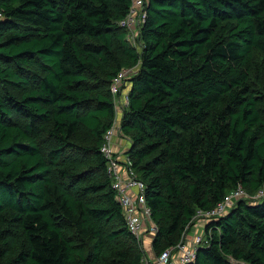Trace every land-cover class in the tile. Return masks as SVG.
I'll return each mask as SVG.
<instances>
[{"label":"trees","instance_id":"16d2710c","mask_svg":"<svg viewBox=\"0 0 264 264\" xmlns=\"http://www.w3.org/2000/svg\"><path fill=\"white\" fill-rule=\"evenodd\" d=\"M144 3L134 47L118 26L131 0H0V264H144L100 153L122 69L115 144L145 185L156 256L198 212L264 188V0ZM204 222L187 264H264V196Z\"/></svg>","mask_w":264,"mask_h":264},{"label":"built area","instance_id":"2783aa9c","mask_svg":"<svg viewBox=\"0 0 264 264\" xmlns=\"http://www.w3.org/2000/svg\"><path fill=\"white\" fill-rule=\"evenodd\" d=\"M146 16L144 0H131L126 16L118 22V26L126 31L125 40L132 46L137 47V35ZM2 15L0 13V19ZM135 68L120 70L112 80L110 92L113 96L114 119L111 127L103 137L100 153L105 159L106 175L111 182V188L115 192L116 200L120 206L125 227L132 237L141 245L145 239L153 241L157 234V225L152 220L151 210L145 200V185L136 177L131 161L125 155V145L115 144V137L119 130V122L129 107L126 80L134 73ZM123 148V149H122ZM264 196V188L259 190L252 199ZM242 189L231 192L223 202L218 204L212 211L207 213L198 212L196 217L203 220L219 216L233 206L239 198H246ZM195 217V218H196ZM203 236H196L191 245L181 242L173 248L163 251L156 258L147 260L143 258L144 264H187L190 263L197 248L202 244ZM178 250L177 261L173 263V250Z\"/></svg>","mask_w":264,"mask_h":264},{"label":"rangeland","instance_id":"374dc122","mask_svg":"<svg viewBox=\"0 0 264 264\" xmlns=\"http://www.w3.org/2000/svg\"><path fill=\"white\" fill-rule=\"evenodd\" d=\"M254 64L256 65V69H255V73H253V75H254L253 80L255 81L254 84L256 86V84L259 83V80H257L258 78H260V80L264 79V58L261 55L256 54V56L254 57ZM259 67H261L260 70H259ZM123 145H125V147H126V146H128V143L125 141V143L124 142L122 143L121 147ZM245 195H246V193H245ZM253 196L249 195V196H247V198H252ZM234 204L235 203H233V205ZM204 226H205L204 220L201 217H196L193 220L191 227L184 229L183 233L181 234L180 241L177 242V245H180L181 242L184 243L185 245H191L193 239L196 236H203L204 235V233H203ZM141 250L143 251V254H144L143 258H146L147 260H150V259L157 257L155 255L156 253L153 252V249H152V241H150L148 239L144 240L142 247H141ZM178 254H179L178 250H176V249L173 250L172 261H174V262L177 261Z\"/></svg>","mask_w":264,"mask_h":264},{"label":"crops","instance_id":"0c3cea01","mask_svg":"<svg viewBox=\"0 0 264 264\" xmlns=\"http://www.w3.org/2000/svg\"><path fill=\"white\" fill-rule=\"evenodd\" d=\"M173 263H175V262H173Z\"/></svg>","mask_w":264,"mask_h":264}]
</instances>
